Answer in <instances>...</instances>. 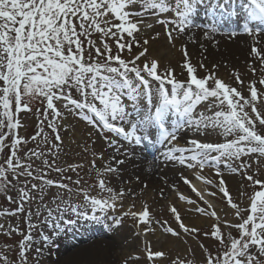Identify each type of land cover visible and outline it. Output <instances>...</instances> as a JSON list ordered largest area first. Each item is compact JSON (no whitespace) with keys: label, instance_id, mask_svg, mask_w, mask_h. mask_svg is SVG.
Listing matches in <instances>:
<instances>
[{"label":"snow or ice","instance_id":"1","mask_svg":"<svg viewBox=\"0 0 264 264\" xmlns=\"http://www.w3.org/2000/svg\"><path fill=\"white\" fill-rule=\"evenodd\" d=\"M201 3L203 0H0V107L4 110L0 115L7 118L6 126L9 130L17 129L21 125L19 120L13 122V106L18 114L32 111L34 102L39 101L43 107L42 112L37 109V114L43 117L41 123L48 121L49 116L63 118V111L68 114L76 112L87 123L95 125L98 121L102 124V130L122 136L126 141L134 139L137 145L147 139L153 129L159 132L161 143L177 140L175 133L182 125L178 122L173 125L172 131L169 130L166 121L170 112L181 114L182 118L189 117L184 123L194 127L197 133H200L201 127L205 130V135L208 130L214 132L221 129L222 134L231 139H226L224 143L191 139V148L173 147L165 155L168 160L178 161L188 168L198 166L201 172L205 166L215 168L220 192L227 198L230 207L236 209L235 215L242 221L237 224L225 221L227 227L238 230V238H233L231 232L225 237L218 224L213 225L214 230L210 233H205L215 238L223 246V251L222 254L218 251L216 256L209 252L204 264H264V180L252 173V157H257V165L260 163L259 158H264V111L261 110L264 108V89L256 86L257 83L264 86V75L258 81L245 85L239 74H236L235 81L241 86L240 90L225 83L214 73L198 78L197 70L191 64L184 46L185 59L181 68L186 71L188 79L181 81L176 78L173 68H165L161 73L158 60L146 55L148 49L145 46L149 40L143 39L141 42L137 38L142 24L149 29L153 27L142 19L145 13L152 12L157 16L156 22L164 26L169 43H173L177 38L173 32L182 34L192 26V17ZM137 5L143 11L138 10ZM241 7L246 13L243 24L245 33H261L260 27H249V23L258 21L260 25H264V0H246L241 3ZM168 12H173L175 18L160 17V14ZM228 14L231 16L237 13L233 9ZM169 25L173 27L169 28ZM94 34H99V42L93 39ZM158 36L159 33H156V37ZM109 40L115 42V51ZM134 47L142 50L132 55ZM125 50L127 57L123 55ZM250 55L259 61L261 72L264 73V49L254 45ZM200 67L205 66L201 63ZM252 71L255 75L256 69L253 68ZM153 82L157 85L155 88L152 87ZM166 85L171 86L170 91ZM244 91L249 95L245 96ZM142 98L146 101L144 109L140 106ZM204 102H207L204 104V111L193 121L191 117L194 110ZM206 112H211L212 115H206ZM122 125H127L130 131ZM4 126V121L0 120V129ZM47 126L55 133L54 139L60 141L59 126L55 121H48ZM32 139L35 140L36 137ZM22 143L26 141L17 135L11 141L10 155L0 164V190L15 186L9 180V173L16 180L25 178V186L19 189L20 205L15 211H0V216L22 213L25 211L24 205L36 199L28 190V178L42 182V185L30 184L32 190L40 189L41 200L48 186L65 190V194L69 196V200L56 198L60 201L56 204L59 216H54L53 210L47 209L45 223L53 222L56 229H61L62 224L73 225L76 222L70 218L65 219V211L88 218V212L84 208L90 207L93 213L97 210L104 212L106 209L115 211L117 199L121 200L120 207L124 208L122 201L125 193H114L103 178L99 180L98 186L110 194L109 199L97 198L89 195L87 189H74L67 183L48 179L42 172L35 175L32 164L25 166L18 156ZM6 146L5 135L0 132V153ZM184 153L191 155L186 156ZM31 154L37 159L43 155L42 152L35 151ZM235 161H239V164L234 167ZM117 163L123 164L124 161L119 160ZM221 164L231 173L239 172L253 188H259L248 198L249 207L244 210L248 213L246 216L242 215L238 204L233 202L220 171ZM54 170L63 171L59 167ZM104 171L114 173L117 168L106 167ZM196 178L206 185L213 184L212 180L200 173H197ZM81 183L80 179L73 181L76 186ZM184 183L191 182L185 178ZM192 191L203 199L195 187H192ZM78 194L82 195L84 203H71V198ZM8 199L15 202L11 196ZM180 199L186 198L180 196ZM134 207V203L130 204L127 210L114 218V224L119 226L124 217H130L137 224L144 225L143 230L147 233L154 231L151 227L153 223H161L150 216L147 204L139 212L133 211ZM170 211L183 232L189 235L199 232V229L188 227L182 222L174 206ZM32 215L29 209V220ZM35 215H40L39 210ZM211 215L215 217L216 213L212 212ZM91 219L97 220L100 217L93 214ZM28 227L31 230L36 225L29 223ZM2 229L4 224H0V230ZM12 231L13 229H9L8 234ZM15 231L19 232V229ZM164 231L173 236L179 235L171 227H165ZM20 234L23 237L18 243L20 264H29L28 253L31 250L36 253V264H40L43 245L35 246L31 231ZM40 235L45 244L50 241V236L43 233ZM144 251L147 261L165 256L163 251H152L150 243L145 246ZM0 259L3 264H9L6 256ZM132 259L129 257L123 264H130ZM134 259L139 260L140 257ZM171 264L184 262L173 260Z\"/></svg>","mask_w":264,"mask_h":264},{"label":"rangeland","instance_id":"2","mask_svg":"<svg viewBox=\"0 0 264 264\" xmlns=\"http://www.w3.org/2000/svg\"><path fill=\"white\" fill-rule=\"evenodd\" d=\"M136 8L138 10L143 11V9H140V6L137 5ZM147 13H145L144 17L142 18L143 21L145 19ZM160 16H164V18H175L173 12H168L165 14H160ZM245 18V17H244ZM212 17H210V21L205 19V21H200L201 23L205 22L210 24L211 26H215L214 21H212ZM233 19V18H232ZM231 20V19H230ZM151 23H148L150 22ZM157 16L153 15L150 20L147 21L146 24H152L153 29L157 26ZM244 19L238 18L236 21L233 20L232 22H236L238 24L244 22ZM146 22V21H145ZM217 25L216 27H218ZM164 27V26H163ZM172 25H169V28H172ZM160 27L158 28L159 36L154 38V40H157L159 38H163V32L160 30ZM149 28H146L141 25V32L137 34V38H141L140 35H144L145 32L149 31ZM175 32V31H174ZM176 33V32H175ZM156 35V34H155ZM247 35V34H245ZM261 35V34H260ZM176 36V35H175ZM253 38V42L256 40V35L249 36ZM93 39H96L99 42V34H94ZM176 41V40H175ZM110 45L113 47V51H115V42L113 40L108 41ZM169 42V41H168ZM168 45V43H167ZM181 46V45H180ZM251 47L254 46L253 44L250 45ZM247 45L246 51L250 53L251 47ZM167 50L168 58H172L171 62L169 61L168 66L171 68L174 66H179L181 57H180V47L178 49H174L173 47L167 46L165 48ZM138 47L133 48L132 55L137 54ZM176 51V52H175ZM176 54V56H173ZM127 56V50L124 52ZM123 53V54H124ZM143 60V58H142ZM258 62L257 66L253 67L256 69L255 75L253 74V71L249 69L248 67L252 66V63ZM245 69L248 70L246 73V78L243 80L245 82V85H247L249 82L252 81H258L261 75H264V73L261 72V65L258 60H255L253 57L249 58L247 62L245 63ZM180 69H182L180 67ZM196 75L198 78H202L208 73H214L215 70H207V68H200L199 70L196 69ZM251 70V71H250ZM163 70L161 71V73ZM183 76V75H182ZM224 76V75H223ZM178 80H185L181 77H176ZM222 79V78H221ZM224 79V78H223ZM222 79V80H223ZM227 81V84L236 87L238 90L241 89V86L238 85L233 78H229ZM157 85L155 82H153L152 87L155 88ZM258 89H264V86L256 84ZM245 96H248L249 93L247 91H244L243 93ZM76 98V97H74ZM142 103V102H141ZM156 103L154 99V104ZM207 102H204L201 104L203 108L195 109L194 112H197L198 115L204 111V104ZM142 106V104H141ZM143 107V106H142ZM198 107V106H197ZM37 109H39L41 112L43 111L42 105L39 103V101L34 102L32 106V111H22L20 113H15V107L13 106V122L16 120L20 121L21 127L17 129L9 130L7 128V118L0 115V120L4 121V127L0 129V132H2L5 135V144L7 145L2 153H0V164H3L4 161L7 159V157L10 155V144L13 139L16 138L18 135L19 137L23 138V140L26 141V143H22V145L19 147L18 150V156L21 159V163L27 166L28 164H32V168L34 169V174L39 175L41 172L46 176L48 179H53L57 182L67 183L70 187H73L76 189L84 188L87 189L89 192V195L95 196L97 198H103V199H109L110 194L107 191L101 190L98 186V182L101 178L104 179V173L105 171H99L97 169V161L98 156L102 152H105L106 146H109L110 141H117L120 136H116L114 133H109L107 130H102V124L100 122H96L95 125L89 124L86 121L82 120L80 116L76 112H72L71 114H68L67 111H63V118H55L52 116H49L48 121H55V123L59 126V135L61 136L60 141H56L54 139L55 133L52 132V130L47 126L48 121H44L43 117L41 115L37 114ZM264 111V108L261 109ZM4 110L2 107H0V113H2ZM208 114L211 116L212 113L208 112ZM81 123V124H80ZM80 125H85L87 128H90V134L88 135L93 136L94 138L97 137L99 139L102 147L97 150L94 146L91 145L92 140H78L79 142H75L76 140L72 137L71 129L74 127L75 131ZM183 127L180 128H187L184 126V124H181ZM126 127V130L130 131V128L127 125H122ZM84 127V126H83ZM42 129V131H41ZM189 132L188 139H197L201 142H203L202 136H197V132L195 131L194 127L187 128L186 130ZM217 134V143H224L226 142V139H231V137H225L222 134L221 129H217L214 131ZM156 134H158V131L154 130L153 135H150L147 139L152 140H158L157 144L161 145V147H171L174 145L173 143H176L175 141H165L163 143L160 142V139L156 138ZM36 137L35 140L32 139V137ZM45 138L46 141L45 142ZM96 139V138H95ZM96 139V140H97ZM206 139V138H205ZM212 139L207 138L206 142H210ZM179 144L184 145L186 143H183L182 140L178 141ZM124 142V141H123ZM212 142V141H211ZM216 143V142H212ZM105 146V147H104ZM42 152L43 155L37 159L35 156H32V152ZM98 151L100 154H98ZM191 155V154H189ZM215 155V153L213 154ZM153 157H156L153 155ZM260 163L257 165V157H252V173L256 175L258 179L264 180V158H259ZM47 161V163H44ZM155 164H159L160 160L156 159L153 160ZM94 162V166H93ZM239 164V161L233 162V166H237ZM51 165V167H49ZM179 165L181 167H179ZM159 166V165H158ZM178 167H175L176 171L179 172L180 177L182 178V183L186 187L187 184L184 183L185 176L187 172L193 171L191 173L193 177H197V173H200V175L206 177L207 179H211V175L207 172V170H212V167L205 166L203 171L201 172L199 167L195 168H188L185 165H181L177 163ZM220 166H224L221 164ZM6 167V165H5ZM59 167L63 171L56 172L54 169ZM225 167V166H224ZM75 169V170H73ZM181 169V170H180ZM207 169V170H206ZM227 170V168L225 167ZM214 170V168H213ZM100 173V175H97ZM230 174L235 176L238 179L239 187L234 190L228 189L233 202L238 204L239 208L242 210V215L246 216L248 213L247 211H244L249 207V196L253 194L254 191L259 190L258 186L253 188L250 185V182L247 181L239 172L237 173H231L229 170L224 172V174ZM67 177H70L71 179H67ZM80 179L82 181L81 185L76 186L73 184V181ZM215 179V178H214ZM212 179V181L214 180ZM9 180L13 182L15 185L14 187H9L6 190H0V211H15L17 207L20 205V198H19V189L21 187H24V177H20L19 180H16L13 176V174L9 173ZM162 180V178H161ZM160 178H158V185H148L147 182L143 183L146 184L147 187L145 188L144 185L143 193H145L147 190H149L152 194L155 193V188H157L161 181ZM164 180V179H163ZM198 180V179H197ZM213 181V184L206 185L203 181L198 180L200 182L199 191L201 195L203 196V199L200 198V196L196 195V192H193L189 188L187 190H178L176 191L174 184H167L166 190H170L171 192L174 191L177 193L178 198L177 202H172V200L169 199L168 196H164V200L159 201L158 203H155V205H151L153 208V211H158L162 213H153L150 215L154 218L155 221H159L161 223H153L151 227H157L160 232V238L157 236L152 241L150 239V232L145 233L144 232V225L137 224L136 221H134L130 217H124L122 219V222L119 226H116L114 224V218L120 216L123 211L122 209H125L130 204H133V198L130 200H124L122 203L124 204V208L118 207L115 211L111 209H106L104 212H100L97 210L96 213H93L90 207H86L83 210L88 212V218L86 220L90 221V223L93 224V230L87 232L89 240L99 239L103 245L107 243V236H112L118 239V246H121L122 248H129V255L122 256L118 255V259L114 260L113 258L110 260V262L103 263L100 262H88V263H81V264H123V261L126 259H129V257H132L133 259L130 260V264L137 263V264H171V261H183L184 264H204L205 258L207 257L208 253L211 252L213 256L217 255V252L220 251L222 254L223 246L219 245L218 241L211 237L210 235H206L205 233H210L213 229V225H220L221 231L224 234L225 237H227L228 233L231 232V235L233 238H238L239 232L236 228H229L225 224V221L231 223V224H237L242 222L240 219H238L235 215L236 209H233L230 207V205L227 202V198L223 196V194L220 192L218 185V180ZM190 181V180H189ZM107 183L108 181L105 180ZM31 183H37L41 184V181H36L31 178H28V190L31 193L32 196L36 197V199L31 200L29 203H26L24 205L25 211L22 213H18L17 215H5L0 216V224H4V229L0 230V258L7 257L9 264H20V257H19V247L18 243L23 238L20 234L21 232L24 234H28L31 231V234L33 235L35 246H41L44 247V261L46 264H59V253L57 252V243H55V240L52 239L53 237L58 236L59 233H62L64 229L70 228L72 225L62 224L61 229H56L53 222L45 223V218L47 217V209L53 210L54 216H59L60 213L56 211V204L60 201L57 200V197L62 198L63 200H69V196L65 194V190L59 189L54 186H48L45 188L43 192V200H41L40 197V189L32 190L30 188ZM141 184V183H140ZM188 186V185H187ZM164 190V188H163ZM157 191V190H156ZM105 192V193H104ZM120 192V191H117ZM116 192V193H117ZM141 193V194H143ZM210 193H215V195H211ZM243 193V195H242ZM108 194V195H107ZM206 195V196H204ZM11 196L12 200L15 202H10L8 197ZM180 196H184L186 199L181 200ZM208 197L209 203L205 201V198ZM180 201V203H179ZM191 201V202H189ZM71 203L73 204H83L84 201L82 199V195L78 194L71 198ZM171 202V203H170ZM173 203V204H172ZM178 203V205H176ZM116 204L120 206L121 200L117 199ZM136 204V203H135ZM46 206V207H45ZM175 207L181 217L182 222L188 226L187 221L184 219L186 211L192 210L191 208L194 207L195 210L200 209V211H197L200 213L202 217H206L207 219H210V223H205L202 227H194L199 229V232L196 234H187L183 232V230L179 227V223L176 221L174 214L170 211L172 207ZM63 207V205L61 206ZM29 209L33 213L31 220L28 218V211ZM118 209H121V212L119 213ZM148 209H150L148 207ZM39 210L40 215L37 216L35 213ZM152 212V211H151ZM215 212L216 216H212L211 213ZM95 214L96 216L100 217V219L93 220L91 219V216ZM64 218L65 219H73L76 220L78 217L75 214L71 213L70 211L64 212ZM83 219L82 221H84ZM85 220V221H86ZM164 222H167L166 224ZM29 223L36 225L34 229H29L28 225ZM165 227H171L173 230H175L177 233H179L178 236H173L171 233H166L164 231ZM19 229V232L15 231V229ZM13 229L11 234H8V230ZM41 233L50 236V241L45 244L42 241ZM161 236H167L177 239V242L179 243L178 249L175 251L164 250L165 253L164 257L161 258H154L153 261H147L146 259V253L144 251L145 246L150 243L152 251H157L158 244L162 241L163 238ZM56 239V237H55ZM227 242V241H226ZM133 244V246H131ZM203 246V247H201ZM159 247V246H158ZM118 252L123 251L121 248H117ZM36 256V253L34 250H31L28 253V259L29 264H36V260L34 257ZM117 256V255H116ZM139 256V260H135L134 258ZM115 257V255H114ZM122 257L123 260H120ZM0 264H3V260L0 259Z\"/></svg>","mask_w":264,"mask_h":264},{"label":"bare ground","instance_id":"3","mask_svg":"<svg viewBox=\"0 0 264 264\" xmlns=\"http://www.w3.org/2000/svg\"><path fill=\"white\" fill-rule=\"evenodd\" d=\"M208 2L210 3V1ZM242 2L243 0H235L234 2L227 0L220 4H217L214 0L213 3H210V5L206 3H201L200 7L196 11L197 13H195L192 17V26L187 28L186 31L182 34H177V32H173V35H176L177 38L175 39L176 41L174 40V42L171 44L168 42L167 36L154 40L153 37H156L155 34L158 32V28L160 27L159 24H157V26L153 29H150L149 31L145 32L144 35H140L141 38L138 37V39H140L141 42L143 41V39L149 40L148 45L145 46L148 49L146 55L149 58H154L158 60L161 71L165 68L170 67L168 66L170 65L168 60H170L171 62L172 59L168 58L167 50L165 48H167V46L173 47L174 49H178V47H180V64L179 66H174L172 68L175 69L176 77H181L185 79L183 81H187L188 79L186 71H182V69H180L185 59L183 55L184 46H186L187 48L191 64L196 69L199 70L201 68L200 64L203 63V65L205 66L204 68H207V70L210 71L215 70V75L220 79L224 78L223 81L225 83H227L226 80H228L229 78L235 79L236 74H239V76L244 80L247 76L245 72H248V70H246L245 66L243 65H245L249 58H252L249 51H246L247 45L250 46L251 44H253L259 48L264 49V34H257L255 42L252 43L253 38L249 36L253 35H249L247 33V35H245V33L237 32L239 28H237V25L235 24L230 26L232 33L230 32L229 27L225 25L221 26L222 30H207L203 27H197L196 24L197 22L201 21L200 19H202L199 17V13H208V15L217 14L213 17L216 20H219L225 19L227 17L226 15H220L217 12L226 13L234 9L235 12H237L238 16L244 17L245 12L241 7ZM146 15L149 17L153 16L152 12H147ZM209 18L210 17H208V19ZM160 30L161 29H159V31ZM141 50V48H138L137 52ZM123 55L127 57L125 53ZM173 56H176L174 52ZM257 64L258 62L252 63V66L248 68L251 69L257 66ZM166 87H168L170 91L171 86L166 85ZM141 104L143 107L141 106ZM140 106L141 109H144L146 107V101L143 98L140 100ZM200 108H203V106L198 105L197 109ZM205 114L209 115L208 112H206ZM198 118V113L193 112L191 119L195 121ZM187 119H189V117L182 118L181 114L170 112L168 120L166 121V126L169 128L170 131H172L173 125L179 122L180 124H184L185 127L191 128L188 124L184 123V121H186ZM83 126H78L76 131L74 127L70 130L72 137L76 140L75 142L85 140L86 137V140H92L91 145L94 146L97 150H99L102 147L99 139L95 137L97 139L96 140L93 136L89 137L88 135L91 132L90 128H87L85 125ZM187 128H179L176 131L175 134L177 138L182 140V142L186 144L177 145L175 147H192L189 143V132L186 131ZM154 130L155 129L152 130L151 135H153ZM204 132L205 130L203 129V127H201L200 133L197 134V136L204 137L203 142H206L207 138H211L212 142H219L217 141V134L215 132L208 130L207 135H205ZM155 142H157V140H155ZM155 142L151 141V147L155 145ZM146 148L147 141H145V139L142 140L139 145L135 144L134 140H117L109 143V146H106L105 148V152H102L100 154L98 151V154H100V156H98V161L96 165L99 171L104 170L106 167L117 168V172L104 173V179L108 181L106 183L107 187L113 188L114 193H116L117 191H123L125 193L123 197L125 201L133 198V202L136 203H134L135 207L132 209L133 211L139 212L143 210V206L147 204V206L150 208V215L155 212L162 213V211H153L151 205H155V203L159 204V201L162 202V200H164V196H168L173 203L177 202L178 195L174 191V189L173 192H171L170 190H166L168 183L174 184L175 188L177 187L175 189L176 191L184 189L187 190V188L192 190V187H195L196 190H199L200 182H198L196 177H193L192 179L190 177L192 176L191 173H193V171L184 174L185 178H187L191 182L190 184H188V186L186 185L185 187L182 183V178L180 177L179 172L175 169V167H178L177 163L179 162L170 161L167 159V156L165 154L168 153L169 149L173 148V146L164 148L161 147L162 149L159 148L156 154V157L158 158V160H160V163L158 164L159 166L154 163L153 159H151V155L149 154ZM184 154L188 156L191 153ZM175 155H179V153H175ZM119 160H123L124 163H117V161ZM179 167L181 166L179 165ZM227 170L224 166H220V171L226 182V187L230 190L237 189L239 187L238 179L228 173L224 174V172H226ZM207 172L212 177L210 180L215 178L218 180L219 183V179L215 175V168L214 170L213 168L212 170H207ZM137 177H139V180H137ZM158 178H160V180L162 178V182L157 188H155V193L152 194L149 190L143 193V183L147 182L149 186L158 185ZM215 179L213 180L214 182L216 181ZM161 193H163V195H161ZM205 201L207 203L210 202L208 197L205 198ZM176 205H178V203ZM117 206L120 207L119 205ZM127 208L128 207L122 210H127ZM191 209L192 210L186 211L184 217V219L188 223V227H202L203 225H205V223L209 224L211 222L210 219L202 217L200 213L194 209V207H192ZM118 211L120 213L121 209H118ZM83 219L86 220L87 218L82 217L76 219V222L69 229H64L62 233L58 234V236L56 234V239L55 237L52 238L58 245L57 252L59 253V264H81L94 261H102L103 263H108L112 258L114 260H117L118 255H122L124 257L129 255L128 250L130 247L122 248L121 246H118L119 242L118 239L115 237L107 236V243L104 245L99 239L89 240L90 238H88V234H90L91 232L88 234L87 232L92 231L95 227L93 228V224L90 223V221H82ZM153 229L154 231H151V234L149 236L152 241L156 240L155 238L157 236H159L160 238V232L158 228L155 226L153 227ZM161 238L163 239L158 244L159 247L157 246V251H164L162 250V248L165 250L171 249V251H175L176 249H178L179 243L177 242V239L167 236H161ZM131 246H133V244ZM117 248H121L123 251L118 252V250H116ZM119 258H121L120 260H123L122 257ZM44 260L45 259L43 253L40 264H46Z\"/></svg>","mask_w":264,"mask_h":264}]
</instances>
